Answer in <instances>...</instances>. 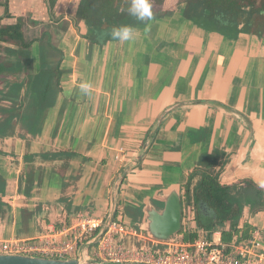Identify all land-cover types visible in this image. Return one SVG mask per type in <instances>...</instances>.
<instances>
[{
    "label": "crops",
    "instance_id": "crops-1",
    "mask_svg": "<svg viewBox=\"0 0 264 264\" xmlns=\"http://www.w3.org/2000/svg\"><path fill=\"white\" fill-rule=\"evenodd\" d=\"M78 1L8 0L3 17L0 0L1 24L22 18L30 43L20 79L40 71L44 38L61 71L41 129L32 135L14 121L0 137V239L37 238L82 212L142 227L170 192L186 204L189 174L214 151L222 184L264 189V32L232 37L186 18L180 0H164L163 15L132 25V40L96 41L74 19ZM9 55L2 45L0 56ZM236 229L227 241L247 242L258 230L254 249L264 252V210L244 207Z\"/></svg>",
    "mask_w": 264,
    "mask_h": 264
},
{
    "label": "trees",
    "instance_id": "trees-1",
    "mask_svg": "<svg viewBox=\"0 0 264 264\" xmlns=\"http://www.w3.org/2000/svg\"><path fill=\"white\" fill-rule=\"evenodd\" d=\"M126 2L131 0H79L75 10L76 20H83L89 28L87 37L96 41L104 34L109 39L112 29L120 25H133L139 22L129 15ZM164 0H150L152 17H158ZM184 3V16L194 23L210 29L219 30L226 35L236 36L239 32H264V0H180ZM4 7L3 17H8V0L1 2ZM1 21V18H0ZM105 25V26H104ZM24 22L18 18L14 24L2 25L0 22V47L13 59L0 56V137L14 131L13 122L19 121L24 130L35 135L41 128L40 121L50 108L59 90L61 71L58 69L56 49L44 38L40 45L42 63L36 76H24L22 71L30 66L28 49L30 43L23 34ZM106 30H104V27ZM7 45L15 46L9 48ZM8 55V54H7ZM47 61V62H44ZM6 62V63H5ZM8 62L11 64L9 65ZM8 73L18 76H5ZM15 77V78H13ZM22 89L25 93L21 94ZM219 153L202 155L198 166L189 174L184 185V201L195 208V218L199 227L213 230L230 224L228 231H223L225 240L236 232L237 223L244 207L251 213L264 210V189L250 180L232 184H222L213 171ZM195 234L186 236L192 240Z\"/></svg>",
    "mask_w": 264,
    "mask_h": 264
},
{
    "label": "built area",
    "instance_id": "built-area-1",
    "mask_svg": "<svg viewBox=\"0 0 264 264\" xmlns=\"http://www.w3.org/2000/svg\"><path fill=\"white\" fill-rule=\"evenodd\" d=\"M121 160V156L116 154ZM195 223V208L182 207L181 229L170 240H158L138 227L112 217L80 213L75 221L37 238L0 239V254L54 259H92L117 264H264V252L254 249L256 230L247 242L224 240L223 231ZM195 234L192 240L186 236ZM94 245L93 253L88 247Z\"/></svg>",
    "mask_w": 264,
    "mask_h": 264
},
{
    "label": "water",
    "instance_id": "water-1",
    "mask_svg": "<svg viewBox=\"0 0 264 264\" xmlns=\"http://www.w3.org/2000/svg\"><path fill=\"white\" fill-rule=\"evenodd\" d=\"M181 198L176 191L170 192L164 200L163 208L151 210L148 222L141 227L158 240H170L181 229ZM0 264H117L104 263L92 259H54L20 254H0Z\"/></svg>",
    "mask_w": 264,
    "mask_h": 264
},
{
    "label": "clouds",
    "instance_id": "clouds-1",
    "mask_svg": "<svg viewBox=\"0 0 264 264\" xmlns=\"http://www.w3.org/2000/svg\"><path fill=\"white\" fill-rule=\"evenodd\" d=\"M128 13L139 21L151 20L152 10L150 0H131ZM135 31L131 25H120L112 29L111 35L114 39L129 41L134 38Z\"/></svg>",
    "mask_w": 264,
    "mask_h": 264
},
{
    "label": "rangeland",
    "instance_id": "rangeland-1",
    "mask_svg": "<svg viewBox=\"0 0 264 264\" xmlns=\"http://www.w3.org/2000/svg\"><path fill=\"white\" fill-rule=\"evenodd\" d=\"M127 1H128V0H127ZM126 5H127V7H128V8H130V6H131V3H130V2H126ZM101 37H102V36H101ZM101 37H100V38H101ZM102 38H103V37H102ZM5 63H6V62H5ZM8 64L10 65L11 63H10V62H8ZM0 104H1V105H7L8 103L3 101V102H2V103H0ZM139 228H141V227H139Z\"/></svg>",
    "mask_w": 264,
    "mask_h": 264
}]
</instances>
